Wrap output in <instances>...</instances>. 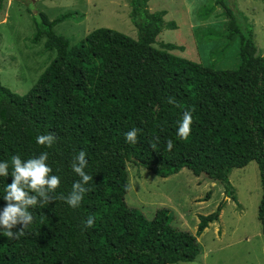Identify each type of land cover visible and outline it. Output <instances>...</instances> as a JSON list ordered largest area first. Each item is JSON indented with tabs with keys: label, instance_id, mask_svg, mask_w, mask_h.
<instances>
[{
	"label": "trees",
	"instance_id": "16d2710c",
	"mask_svg": "<svg viewBox=\"0 0 264 264\" xmlns=\"http://www.w3.org/2000/svg\"><path fill=\"white\" fill-rule=\"evenodd\" d=\"M0 0V7L2 2ZM137 37L108 27L90 31L76 44L54 26L77 19L67 10L50 19L33 12L34 43L55 51L36 82L24 94L0 80V161L9 162V176H0V212L12 182L11 157L22 160L48 152L51 174L61 178L51 195L67 197L81 177L73 171L74 157L86 152L85 173L92 176L78 208L65 200L29 207L34 220L25 235L9 239L0 228V264H175L193 261L200 252L197 236L218 220L224 205L199 214L196 232L172 224L168 208L149 219L129 206L127 162L144 166L165 178L188 168L219 182L226 197L236 201L229 179L232 168L249 161L258 165L261 198L257 218L264 234V55L257 52L253 24L234 7V0H214L198 9L200 20L216 6L229 17L227 29L201 27L199 42L226 37L220 53L239 39V61L232 69L215 68L173 54V43L153 46L165 26L166 10L151 12L148 0H130ZM167 27L176 28L174 22ZM169 97L175 104L168 103ZM191 110V134L177 135L183 113ZM140 129L138 142L125 134ZM52 133L51 148L37 137ZM158 138V140H157ZM171 139L174 147L166 148ZM152 145H155L153 147ZM89 216L93 227H86ZM21 225L12 229L16 232Z\"/></svg>",
	"mask_w": 264,
	"mask_h": 264
},
{
	"label": "rangeland",
	"instance_id": "374dc122",
	"mask_svg": "<svg viewBox=\"0 0 264 264\" xmlns=\"http://www.w3.org/2000/svg\"><path fill=\"white\" fill-rule=\"evenodd\" d=\"M214 0H148L151 12L166 10L165 26L153 46L163 48L173 43L182 49L171 52L178 56L215 68L232 69L239 58V39L235 36L229 48L220 53L226 37L199 42L201 27L227 29L229 17L224 8L216 6L212 14L200 20V7ZM0 7V80L18 94H24L55 56V51L32 41L35 32L33 12L44 11L50 19L64 11L77 12V19H67L54 30L78 43L90 31L108 27L137 37V28L131 20L130 0H4ZM234 7L253 24L257 52L264 55V0H234ZM33 12H30V9ZM174 22L176 28L167 27ZM129 191L125 201L151 219L158 208H168L173 215L172 224L195 233L199 214L216 210L224 205L218 220L211 222L197 236L200 252L193 261L175 264H264V234L257 218L261 198L258 165L249 161L241 168H232L229 179L235 188L236 201L226 197L219 182L205 175L195 176L184 167L176 174L162 178L144 166L127 162Z\"/></svg>",
	"mask_w": 264,
	"mask_h": 264
},
{
	"label": "clouds",
	"instance_id": "9594fccd",
	"mask_svg": "<svg viewBox=\"0 0 264 264\" xmlns=\"http://www.w3.org/2000/svg\"><path fill=\"white\" fill-rule=\"evenodd\" d=\"M168 103L175 104V100L169 97ZM193 117L191 110L183 113L182 120L179 122L177 135L181 139H187L191 134V125ZM140 129L133 128L125 134V140L128 143L136 144ZM55 136L52 133L40 135L37 137V144L51 148L55 143ZM158 140V138H157ZM155 147V145H152ZM174 143L171 139L167 141L166 148L171 151ZM86 152L80 151L74 157L72 164L73 171L81 177L80 181L74 182L72 190L67 197H54L51 194L60 186L61 178L58 175L51 174L53 169L48 164V152H42L38 157L22 160L20 155L11 157V167L13 171L12 182L7 184L4 200L7 202L3 211L0 212V228L6 230V236L9 239H19L25 235V229L33 222L34 217L29 211V207H35L38 204L43 206L49 204L54 199H62L72 208H78L87 189L85 185L93 179L92 176L85 173L88 161ZM9 162L0 161V176H9ZM95 218L89 216L84 222L86 227L94 226ZM21 225L16 232L12 229Z\"/></svg>",
	"mask_w": 264,
	"mask_h": 264
}]
</instances>
